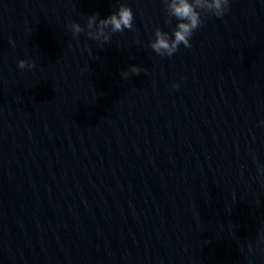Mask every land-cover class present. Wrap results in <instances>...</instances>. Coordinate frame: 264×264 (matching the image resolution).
<instances>
[{
	"label": "water",
	"instance_id": "water-1",
	"mask_svg": "<svg viewBox=\"0 0 264 264\" xmlns=\"http://www.w3.org/2000/svg\"><path fill=\"white\" fill-rule=\"evenodd\" d=\"M119 2L0 0V264H264V0L171 57L162 0L88 37Z\"/></svg>",
	"mask_w": 264,
	"mask_h": 264
},
{
	"label": "clouds",
	"instance_id": "clouds-1",
	"mask_svg": "<svg viewBox=\"0 0 264 264\" xmlns=\"http://www.w3.org/2000/svg\"><path fill=\"white\" fill-rule=\"evenodd\" d=\"M166 12V23L174 20L171 31L157 26L153 36L148 40V46L161 57H171L181 45L191 47L193 32L203 23L205 14H212L222 17L229 9L230 0H162ZM133 10L126 0H120L114 11L105 16L92 12L87 18L88 37L97 41H107L109 33L124 32L126 29H133ZM73 35L84 31V26L77 21L70 24ZM95 31H91V29ZM107 30V31H106ZM34 62L30 59L20 58L17 60V67L20 69H31ZM144 71L143 67L137 64H130L120 71L121 78H128L129 74H138ZM173 82V87H177ZM264 124V121H261ZM258 173L264 174V166H257Z\"/></svg>",
	"mask_w": 264,
	"mask_h": 264
}]
</instances>
